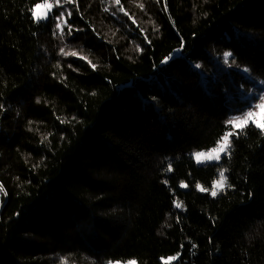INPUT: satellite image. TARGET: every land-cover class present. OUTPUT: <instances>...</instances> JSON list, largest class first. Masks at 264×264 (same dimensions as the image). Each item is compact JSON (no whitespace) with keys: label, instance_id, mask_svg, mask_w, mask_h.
<instances>
[{"label":"trees","instance_id":"1","mask_svg":"<svg viewBox=\"0 0 264 264\" xmlns=\"http://www.w3.org/2000/svg\"><path fill=\"white\" fill-rule=\"evenodd\" d=\"M233 66L264 80V0H0V264H264V132L191 156Z\"/></svg>","mask_w":264,"mask_h":264},{"label":"snow or ice","instance_id":"2","mask_svg":"<svg viewBox=\"0 0 264 264\" xmlns=\"http://www.w3.org/2000/svg\"><path fill=\"white\" fill-rule=\"evenodd\" d=\"M60 0H57V3H59ZM72 0H65V3H71ZM116 3L119 4V0H116ZM47 8L49 11H51L52 5L45 2L44 4H36L35 8ZM127 15V13H125ZM33 19L36 22H40L41 20L48 19L47 16H40L37 14L36 11H32ZM64 16V13L61 12L59 17H54V19L57 21L56 28L61 30V34H63V29L61 28V25L59 23V20L62 19ZM69 16H71V13H69ZM135 23V21H133ZM67 23V21H65ZM69 34H71V27H69ZM63 52V49L61 50ZM66 55L70 56H77V52L71 51L68 53H65ZM233 57V54L230 51H226L223 54V62L224 64H229V58ZM80 59H85V57L81 56ZM232 63H235L234 58L232 59ZM92 67L95 69V65H92ZM197 68L200 67L199 64L196 65ZM245 72H248L249 70L247 68L244 69ZM39 102V101H38ZM2 107V106H0ZM257 110L260 112H264V95L260 96L258 99V102L254 103L249 110L242 113L241 115L235 116L233 118H230L228 121H226L227 125L232 126V130L226 132L224 136L221 138V142L218 143V146L213 148L211 151L205 153V152H196L194 154L196 162L199 164L201 163V157H206L209 160L219 162L221 160V157L223 154H230V148H231V137L233 136H239L240 134L244 133L245 129H247L249 126L254 127L255 129H259L261 132H264V123L259 122L258 120H255L254 117L257 115ZM168 171H172L171 165L168 167ZM227 170L223 169L219 171V180L215 181L212 184L211 188V195L216 196L218 194V191H222L224 186L227 184V177L225 176V172ZM180 187L186 188L188 187L187 184L181 183ZM196 187L200 191H208L207 188L201 187L199 184L196 185ZM0 191H3L2 188H0ZM177 208H180L182 205L180 203H177L175 205ZM177 259L176 256L170 257L169 260H175ZM109 264H112V262H109ZM129 264H135V261H130ZM164 264H168V260L164 261Z\"/></svg>","mask_w":264,"mask_h":264},{"label":"rangeland","instance_id":"3","mask_svg":"<svg viewBox=\"0 0 264 264\" xmlns=\"http://www.w3.org/2000/svg\"><path fill=\"white\" fill-rule=\"evenodd\" d=\"M39 3V4H44ZM48 4L51 5L50 2H47ZM33 10L37 12L38 15L40 16H47L49 18L50 11L47 8H39L36 9L35 6L33 7ZM32 10V11H33ZM47 19L41 20V21H46ZM231 70L236 72V74H233V77L230 76L231 84L235 87L234 93L236 97L240 100L241 105L233 110V113L231 114L230 118H233L235 116L241 115L242 113L246 112L251 108V106L258 102V99L260 96L264 95V80L260 77H258L256 74L253 72H245V68H241L238 66H233L230 67ZM229 118V119H230ZM255 120H258L261 123H264V112H260L257 110V115L254 117ZM232 130L231 125L226 124V129L224 130L223 134L220 136V138L216 141L215 145L210 147V148H204V149H195L191 152V156L193 157L195 163L197 165H206V164H213V163H218L216 161H212L207 159L206 157H201V163H197L194 154L196 152H209L213 148L218 146V143L221 142V138L224 136V134L228 131ZM232 138V137H231ZM230 138V139H231ZM219 180V179H218ZM217 181V180H216ZM201 187H204L200 185ZM207 188L208 191H200L198 188L199 192H205L208 193L210 196L211 195V188ZM227 188V184L224 186L223 190ZM222 190V191H223ZM221 191H218V193ZM114 264H129V263H124V262H115ZM136 264V263H135Z\"/></svg>","mask_w":264,"mask_h":264}]
</instances>
